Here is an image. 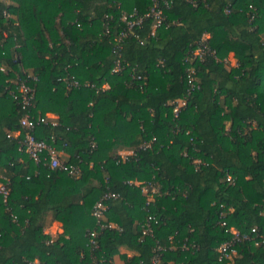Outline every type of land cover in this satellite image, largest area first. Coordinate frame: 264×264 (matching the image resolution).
<instances>
[{
    "label": "trees",
    "instance_id": "16d2710c",
    "mask_svg": "<svg viewBox=\"0 0 264 264\" xmlns=\"http://www.w3.org/2000/svg\"><path fill=\"white\" fill-rule=\"evenodd\" d=\"M169 1L153 35L152 19L124 20L151 0H0V264H264V241L218 253L231 229L264 235V0ZM18 82L36 90L35 118L59 115L36 138L78 176L21 150ZM105 193L118 198L100 229ZM50 218L63 233L45 232Z\"/></svg>",
    "mask_w": 264,
    "mask_h": 264
},
{
    "label": "built area",
    "instance_id": "2783aa9c",
    "mask_svg": "<svg viewBox=\"0 0 264 264\" xmlns=\"http://www.w3.org/2000/svg\"><path fill=\"white\" fill-rule=\"evenodd\" d=\"M152 7L145 15L139 16L137 13H132L130 15H126L124 20L127 21L129 29H133L136 26L141 25L145 19H152L154 21L153 26V35L154 33L164 26L166 22V16L164 9H168L170 7L169 0H151ZM126 36L125 34L122 35ZM209 49L199 48L196 50L194 57H198L200 60H203L204 57L209 54ZM189 62V60L187 61ZM123 67L121 65L120 60L116 63V67L113 70L114 73H122ZM1 71L6 72L4 68ZM195 73L194 69L190 70V84L194 87L195 78L192 76ZM37 81V77L33 78ZM134 79H140V77L134 76ZM67 82L68 88H77L80 86V83L76 81L74 78L68 77L65 79ZM17 87L15 90L11 91L14 98L19 100L22 103V107L25 110V115L21 120V130L14 134L15 137H21L20 144L21 150H23L29 158L35 162L36 165H39L42 161V157L46 154L49 157V165L52 169L62 170L64 172L69 173L71 176H78L79 171L75 167L67 166L60 158L61 153L58 152L54 147L50 146L46 141L39 140L36 138V129L41 123H46L49 119L46 118H35L32 114V109L35 107L34 102L36 99V90L32 86H30L26 82H18L15 84ZM175 104L174 113L178 116L180 107L184 106L185 102H177ZM55 124V123H53ZM17 135V136H16ZM124 157L126 154H122ZM143 192L147 193L149 198L151 199L154 195L159 193V190L153 186L144 185ZM10 194V189L6 183H0V196L6 202ZM118 195L114 193H105L95 204L93 209V216L98 222L99 228L102 229L106 226L102 224V220L104 219L105 212L107 211L106 202L110 199H117ZM157 222V220L153 217L149 218L144 228V234L152 233L153 223ZM255 233L254 238H250L245 235H241V233L235 229H231L230 233L232 234V238L221 244L218 248V253L220 255V261L228 259L231 254L234 252V247L241 243L242 241H256L255 245L259 246L261 241H264V235H260L258 233V229H253L252 231ZM99 232L95 230L89 234L90 245L92 248H98V238ZM259 239V240H256ZM157 261V260H155ZM104 260H97L94 257V264H103Z\"/></svg>",
    "mask_w": 264,
    "mask_h": 264
},
{
    "label": "crops",
    "instance_id": "0c3cea01",
    "mask_svg": "<svg viewBox=\"0 0 264 264\" xmlns=\"http://www.w3.org/2000/svg\"><path fill=\"white\" fill-rule=\"evenodd\" d=\"M227 64L230 68H236L238 66V59H237L236 54L232 53L229 55V58L227 60ZM46 117L50 121H52L53 123H58V121H59V115H57V114L49 113V114H47ZM60 156L65 157L63 154H61ZM45 232L51 234L52 236H57L58 234L63 233V225L60 222L54 221L50 218L47 221V228H46ZM116 264H123V262L121 261L120 258H117Z\"/></svg>",
    "mask_w": 264,
    "mask_h": 264
}]
</instances>
